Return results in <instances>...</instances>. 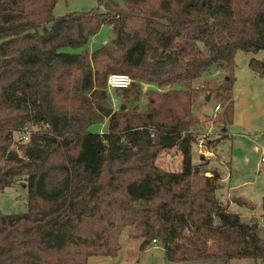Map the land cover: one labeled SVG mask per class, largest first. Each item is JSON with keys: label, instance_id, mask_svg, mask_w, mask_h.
<instances>
[{"label": "trees", "instance_id": "obj_1", "mask_svg": "<svg viewBox=\"0 0 264 264\" xmlns=\"http://www.w3.org/2000/svg\"><path fill=\"white\" fill-rule=\"evenodd\" d=\"M58 1L0 0V192L19 178L27 192L26 213L0 212V264L114 258L125 230L141 250L158 244L168 263L264 264V236L217 197L220 174L202 157L192 163L189 129L202 90L192 84L212 68L225 73L203 88L220 98L213 118L231 123L234 59L264 51V0H96L102 12L55 17ZM103 26L115 35L105 45L61 52L85 47ZM249 67L264 77V65ZM115 74L131 80L114 90L130 110L110 105ZM105 122V133L88 131ZM25 132L20 156L11 148ZM172 150L176 172L156 164Z\"/></svg>", "mask_w": 264, "mask_h": 264}, {"label": "rangeland", "instance_id": "obj_2", "mask_svg": "<svg viewBox=\"0 0 264 264\" xmlns=\"http://www.w3.org/2000/svg\"><path fill=\"white\" fill-rule=\"evenodd\" d=\"M121 5L120 0H117ZM98 9L103 11L96 0H59L54 7L53 15L63 17L66 14L79 12L86 13ZM41 31V30H40ZM114 32L108 26H103L99 33L89 40L85 47L79 49H62L68 54H82L85 51L92 53L104 43L114 38ZM255 60L264 65V51L256 53L238 52L234 59L235 82L232 89L233 117L231 123L217 122L213 117L220 115L221 110H215L220 105V98L216 93L203 89L205 86H219L225 80V73L216 68L205 73L200 80L192 84L195 91L192 103V122L190 131L196 137V144L191 149L193 164L209 160L208 168H215L220 174V189L217 197L225 205H228V213L236 215L240 221L252 226V219L256 220L255 227L258 236H264V77L253 72L249 63ZM143 91L155 90V87H142ZM176 89H187L179 86ZM110 105L113 111H118L122 106L130 110L135 104L131 99L125 100L117 97L115 92H109ZM145 97L142 96L138 106L143 109ZM124 110V111H125ZM107 130V124L97 123L90 125L88 131L95 134H103ZM32 131H35L32 130ZM30 136V133H29ZM222 139L217 147L210 148L207 141ZM12 150L20 156L29 142L17 141ZM199 143L211 154L207 158L199 154ZM256 149V150H255ZM177 155L175 150L165 151L159 154L156 164L168 172H176L180 164L174 161ZM263 159V161H262ZM181 161V159H180ZM207 176H209L207 174ZM23 179L3 192H0V212L4 215L24 214L27 211V192L22 186ZM228 194L230 196H228ZM240 198L246 205L230 203L231 198ZM121 249L114 258L90 257L88 264H174L166 262L164 252L158 244H151L145 250H141L140 239H130L127 231H122L120 238ZM183 264H254L252 260Z\"/></svg>", "mask_w": 264, "mask_h": 264}, {"label": "built area", "instance_id": "obj_3", "mask_svg": "<svg viewBox=\"0 0 264 264\" xmlns=\"http://www.w3.org/2000/svg\"><path fill=\"white\" fill-rule=\"evenodd\" d=\"M105 45V43H104ZM131 84V80L129 79L128 76L126 75H119V74H115V75H110L108 77L107 80V90L109 92H112L114 90H121V89H126L130 86ZM215 110H219V107H216ZM18 140H20L21 142H25L29 140V134L27 132L20 134V136H18ZM199 154L205 158H207L208 156H211V154L204 148L202 143H199ZM256 150V149H255ZM174 161L176 163L180 162V157L175 155L174 157ZM263 161V159H262Z\"/></svg>", "mask_w": 264, "mask_h": 264}, {"label": "water", "instance_id": "obj_4", "mask_svg": "<svg viewBox=\"0 0 264 264\" xmlns=\"http://www.w3.org/2000/svg\"><path fill=\"white\" fill-rule=\"evenodd\" d=\"M124 110H125V108L122 106L121 107V111H124ZM250 223L252 224L251 229L253 231H255L256 230V227H255L256 220L255 219H252Z\"/></svg>", "mask_w": 264, "mask_h": 264}, {"label": "crops", "instance_id": "obj_5", "mask_svg": "<svg viewBox=\"0 0 264 264\" xmlns=\"http://www.w3.org/2000/svg\"><path fill=\"white\" fill-rule=\"evenodd\" d=\"M228 196H230V195L228 194Z\"/></svg>", "mask_w": 264, "mask_h": 264}]
</instances>
